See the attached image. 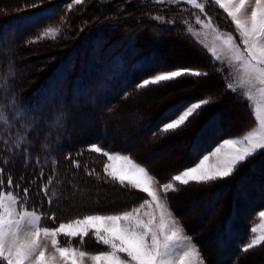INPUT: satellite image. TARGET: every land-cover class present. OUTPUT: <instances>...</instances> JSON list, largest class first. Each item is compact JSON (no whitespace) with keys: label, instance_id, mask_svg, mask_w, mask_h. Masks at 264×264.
<instances>
[{"label":"trees","instance_id":"16d2710c","mask_svg":"<svg viewBox=\"0 0 264 264\" xmlns=\"http://www.w3.org/2000/svg\"><path fill=\"white\" fill-rule=\"evenodd\" d=\"M69 2L72 3L71 10L66 7ZM36 5L40 6L37 7ZM47 10L51 12L48 16H45L46 14L41 15ZM177 12L179 11L177 10ZM177 15L179 14L174 13L173 8L168 9L167 4L164 5L162 11L157 12L150 2L142 4L141 0H111L109 3L105 0H83V4L80 6H77L74 0H0V40L2 41L0 43V141L6 140L9 149H11L20 143L21 137L24 135L26 126L17 123V117L14 115L13 100H18L20 104L31 109L37 119V127L31 136L32 146L27 159L19 152L3 151L2 145H0V160L9 161L5 166V175L3 177L5 180V191L8 190L6 186L7 175L11 174L14 182L19 184L21 189L24 187L29 188L27 204L29 208L35 206L47 215L58 210V208H54L56 203L53 204V201L51 207L48 204V199H50L48 188L47 198L40 192L41 187H48V184L44 183V181L49 176L50 171L53 170L56 163L55 159L51 158V160H48L44 156L43 159H39L36 155H52L68 147L67 144H57L49 137L50 130L53 131L57 128V123L60 119L58 118L59 116L57 117L56 111H61L63 108L59 107V102L53 106L51 101L55 96H61L62 92L65 91L63 89L61 92V85L65 84V87L69 89L73 83H86L81 75L84 71L83 65L76 64L73 68V73H69L70 75H67L66 78L63 77L62 84H58V78L63 73L62 67L65 65L64 63L71 61V59L74 60V56L80 59L84 50L83 47L85 50L89 47L91 50H87L89 51L88 53H93L94 47L97 46V66L99 70H101V67L104 69L115 65L128 73V79L125 84L121 81L117 83L113 77L109 78V84L115 90L112 99L109 98L110 104L107 107L106 116L110 115L113 117L111 120L115 121V116L124 114L128 109V105H130L128 103V105L122 106V104L127 103L130 99L134 100V102L140 101L139 97L137 99L133 98L147 91L148 94L146 96L148 97L146 101L151 97L148 100L149 102H146L149 106L144 108V105H142L143 111L138 115L141 117L139 125H148L145 132H147V136L152 142V147L154 149L162 147L165 141L177 140V138L182 137L180 140L185 141L186 150L185 154L183 153V158L180 159L182 161H177L178 164H181L179 168L162 175L159 172V167L157 168L158 172L153 169L154 162H150L149 158H143L144 156L141 155V152L146 148L140 147L137 152L135 146L122 147L120 145L122 143L121 139L113 136H107L104 139V136L109 132L104 131L109 130L110 126L107 129L98 128L102 135L99 137L100 139L93 141V138L85 139L84 135H79L74 145L80 144L79 147H82L89 145L91 142L104 140L110 143L109 146L112 151L120 150L124 154L131 155L133 159L147 167L159 182L164 183L171 180V177L180 171L194 165L198 157L213 151L223 139L232 133V131L220 130L216 127L212 128V125L209 126L213 120L222 118L224 122H227L226 119L229 118V121H232L238 127L237 132L233 136L242 135L256 125L257 121L251 107L248 105V101L242 95L226 87L228 82L224 74L220 75L218 64L214 63L211 54L187 33L186 26L178 21ZM157 17H160L163 22H157ZM59 19L62 20L60 25L64 27L62 30L64 34L58 40L29 45L30 49L45 51L44 54H48L46 56L49 62H47L46 69L39 71L38 74L37 70H31L26 74L25 66L22 67L26 61L20 57L21 51L27 48L24 40H34L43 31V28L55 24ZM171 21H175V23L173 24ZM16 26L17 29L20 28L23 32L13 43V46H11L12 44L6 45L5 38L6 34L9 33L6 31L10 30L13 32ZM173 40L176 41L173 46L177 45L178 51L188 50L189 56L192 57L188 59L192 62L191 64L183 65L182 59L184 60L185 58L180 54H174L172 47H169L171 44L167 45L169 41ZM185 44H187L186 47L184 46ZM181 45L185 48H182ZM5 48H10V53L8 50L5 52ZM117 58H120L121 62L118 63ZM180 67L198 69L207 72L208 75L202 78L186 77L175 82H162L160 85H150L143 89L137 88V85L145 78H150L162 71L175 70ZM101 73L102 71H98L99 75ZM129 74H131V78ZM78 78L81 79L78 80ZM31 80H34L33 84ZM89 83L92 84L91 81H88ZM211 85L212 87H210ZM201 86L206 88L204 97H200L201 95L196 93L201 90L199 89ZM154 96H165L167 99L162 100V106L160 107L159 104L156 105L157 99ZM202 98H210L214 102L203 107L198 115L191 117L186 126L179 130L169 133L160 131L162 125L175 118L182 108ZM231 100L233 102H230ZM73 101L74 96L68 94L66 103L72 104ZM227 108H229L231 116H228V112L224 110ZM69 110L70 107H68L67 112ZM243 111L247 114L246 118L242 117L241 112ZM55 120L56 125L54 128L46 127L48 123H52ZM27 127L30 129L31 125H27ZM201 134L203 137H201ZM47 138H50L49 142L45 141ZM201 138L204 141L200 146L199 141H201ZM144 144L146 145V143ZM43 145H47V147H43ZM69 155L71 159L67 158ZM78 156L72 146L71 149L64 150L56 160L63 161L65 167H67ZM31 157L39 159V166H37L36 161L29 160ZM173 157L175 156L173 155ZM175 165L177 164L175 163ZM98 166L99 164H96L93 159L91 168L87 169V176L82 175L80 180H78L79 183H84L89 188L87 189L88 198L81 201L64 202L60 206L59 204L62 202H58L59 210L67 211L68 213L65 214L74 215L73 210L77 208L75 214L78 213L79 215H75L76 218H82L91 213L118 214L119 212L130 210L138 205L142 198L145 199L146 194L132 189L130 186L125 185L122 188H117L115 186L117 181L114 182L106 178L103 172H101L102 175L96 172L93 175H89L92 171L98 170ZM41 167L44 169L43 178L40 177ZM262 170H264V151L240 167L233 176L227 179L202 184L193 182L189 186L180 187L178 193L184 189L189 191L191 188L208 192L204 198L192 200L193 203L200 200L198 206L208 201V195L216 192L217 198H214L212 203L216 199L221 201L215 207L216 216L213 217V220L211 218L205 222L204 227L206 226L205 228L209 229L204 231H211L213 230V228H210L211 226L213 227L218 222L220 223L219 229L222 232V237L217 246H221L224 243L223 240L225 241V246L222 247L229 248L227 243L231 244V254L229 253L230 256L226 259L222 257L217 247L212 253H209L205 249L206 243L203 244L204 241L197 238L200 236L196 233V225L193 221L191 223L184 215L179 214L173 197L178 193L168 196L169 204L173 206V211L180 218L193 242L201 248L207 264H251L249 257L255 255L256 251L264 249V245H260L247 253L241 250V246L253 238L254 232L251 231L252 228L260 222L258 212L264 209V188L253 191V197L243 211H239V204L235 199V188L237 186L245 187L253 180L264 181V171L260 174ZM99 176H103L102 179L104 177L106 179L105 188H103V193L101 194L102 201L98 207L93 205L97 207L96 209H90L89 205L93 204L91 199L94 187L89 185V182L96 181L97 184L103 185V181L97 178ZM109 190L114 191L116 195L120 193L121 197L118 203H111L112 194ZM222 194L223 198H221ZM61 200L64 201V199ZM55 202H57L56 198ZM229 211L230 213L228 214ZM240 213L241 216H239ZM237 219L239 220L237 221ZM65 220L63 219L62 222ZM56 221H50L51 225H56ZM236 221L239 223H236ZM199 225L201 226V224ZM235 227H238L239 233H234ZM59 239L62 246L79 247L83 251L92 252V254L100 252L98 249L100 244L91 235L84 238L82 245L79 243V238L73 239L70 245L66 238L60 237ZM101 247L106 250V246Z\"/></svg>","mask_w":264,"mask_h":264},{"label":"snow or ice","instance_id":"6c2138e0","mask_svg":"<svg viewBox=\"0 0 264 264\" xmlns=\"http://www.w3.org/2000/svg\"><path fill=\"white\" fill-rule=\"evenodd\" d=\"M74 2L77 6L83 4V0ZM158 2L164 3L165 0ZM179 2L198 10V14H194V24L205 29L213 24V18L208 15L204 3L197 0ZM214 2L231 19L240 41L238 43L237 37L232 33L225 35L216 29L218 34L215 37V46L211 48L214 63L220 68H237L243 73L238 82L242 88L248 89L244 93L248 100L253 99V89H257L264 99V0ZM66 7L71 10L72 3L69 2ZM156 19L157 22H163L159 17ZM171 23L174 24L175 21ZM45 35L55 37L57 30L49 28ZM207 75L205 71L180 67L145 78L137 88L143 89L149 85H160L162 82H175L186 77L202 78ZM226 87L236 91L233 83H228ZM212 102L214 101L210 98H202L182 108L175 118L162 125L160 131L169 133L179 130L186 126L191 117L198 115L203 107ZM12 103L17 123L26 126L24 135L20 143L11 149L6 140L0 141V145L3 151L19 152L27 159L37 119L31 109L20 104L18 100H13ZM63 115L66 117V113ZM256 118L260 125L258 131H249L239 138L224 139L213 151L198 157L193 166L172 176L170 182L162 183L165 196L178 193L181 186H189L193 182L202 184L227 179L264 151V115H260L259 108H256ZM27 125H31V128ZM90 150L103 152L110 162H122L119 167L110 163L104 171L111 180L118 181L121 186L127 185L146 194L141 206L118 214L85 215L69 222H61L56 227H48L44 225V221L55 222L56 214L47 215L35 206L29 208L28 187L21 189L11 174H8V190H4L3 177L9 161L0 160V264H84L85 258L91 259L93 264H205L200 259L198 246L191 242V237L184 235L179 221L172 218V213L160 202L157 191L151 186L154 176L147 167L127 155L110 154L96 145H92ZM210 156L216 157L215 163H209ZM67 158L71 159V156ZM36 164L39 166V159ZM73 164L79 167L78 162L73 161ZM40 177H44L42 167ZM52 182L50 176L48 184L51 185ZM40 192L48 197L47 186L41 187ZM48 204L51 207V199H48ZM259 216L264 218V211L259 212ZM251 231L255 232L256 229L252 228ZM90 235L98 244L106 246V250L90 255L79 247L62 246L59 239L66 238L70 245L73 239L79 238L82 245L84 238ZM49 242L53 249L51 253L48 251ZM260 245H264V233L250 239L241 246V250L247 253Z\"/></svg>","mask_w":264,"mask_h":264},{"label":"rangeland","instance_id":"374dc122","mask_svg":"<svg viewBox=\"0 0 264 264\" xmlns=\"http://www.w3.org/2000/svg\"><path fill=\"white\" fill-rule=\"evenodd\" d=\"M105 1L107 3H109L111 0H105ZM146 2H150V4L153 5L154 9L157 12L162 11L164 8V5H166V4L168 5V9L173 8L174 13L179 14V15H177L178 21L181 22L184 26H186L187 33L190 36H192L195 39V41L200 46H202L205 50H207L210 54H211V48L213 46H215V37L218 34L216 29H219L220 33L225 34V35L227 33H232L234 35V37H237V42L238 43L240 42L238 35L236 33V30H235L234 24L232 23L231 19L227 16V14L222 9L219 8L218 5L215 4L214 0H197V2L204 3L206 5V11H207L208 15L213 18V24L209 25L208 29H205L200 25L194 24V14H198V10L194 9L190 5H187L186 3H180L179 0H165L164 3H160V2H158V0H141L142 4L146 3ZM35 10H37V9H35ZM177 10L179 12H177ZM50 13L51 12L47 10L45 13H41V15L46 14L45 16H48ZM201 18L203 19V17H201ZM60 19H61V17H60ZM159 19H160V17H159ZM58 21H56L55 24H53V25H48L47 27L43 28V31L34 40H27V39L24 40L26 42L25 47H27V48L25 49L26 51L24 49L21 51L20 57L22 60L26 61L25 63H23L24 65H22V67L25 66V68H26V72H25L26 74H28L29 71H31V70H37V74H38L39 71L46 69V66L48 64L47 62H49L48 57L46 56L48 54H44L45 51L36 50V51H38V52H36L34 49H30L29 45H33L35 43H45V42L48 43V41L58 40L59 37H61L64 34L62 31L64 29V27H63V25H60L62 20H60L59 22ZM49 28L57 30V35L55 37L45 35V32ZM6 32H9V33L6 34L5 44L6 45L12 44L11 46H13V43H15V41L18 39V37L23 32V30H21L20 28L17 29V26H16V27H14L13 32L10 30H7ZM1 42L2 41L0 40V43ZM175 42L176 41H174V40L169 41L167 43V45L169 46L171 44L169 47L170 48L172 47L171 49H172V51H174V54H180L182 57L185 58L184 60L182 59L183 65L191 64L192 62L190 60H188L189 58H191L189 56L188 50H182V51L179 50L178 51L177 45L173 46V44H175ZM185 45L187 46V44H185ZM184 46L181 45L182 48L186 47V46L185 47ZM9 49L5 48L4 50L6 52L7 50L9 51ZM83 49L84 50L82 51V55H81L80 59H77V57L74 56V60L71 59V61H67L66 63H64L65 65L62 67L63 73L58 78V84L59 83L62 84L63 77L66 78L67 75H70L69 73H73V68L75 67L76 64L83 65L82 67L84 68V71L82 72L81 75L84 77L86 83L85 82H84V84L73 83L69 89L67 87H65V84L61 85V92L63 91V89H65V91L62 92L61 96H58V95L55 96V98L51 101V104L54 106V105H56V103L59 102L58 105H59V107H63L61 109V111H63V112H61L60 110L56 111L57 117L59 116L58 118H60V119L57 123V128L53 131L50 130V135H49V137H51L53 139V141L56 142L57 144H67L68 147L66 149H71L73 146V148L75 149V153L77 155H79L74 160V161L78 162L79 167H75L73 164V161L70 162L69 166L66 165L67 167H65V164L63 163V161L56 160L59 158L60 154L66 149H63L61 151H57L52 155H47V154L36 155L37 157H39V159H43V156H44L45 159L51 160V158H52V159H55V162H56L54 167H53V170L50 171L49 176L47 177V179L45 178V181H44V183L48 184V178L50 176L52 177L53 182L51 185L48 184L47 188L49 191V198L53 201V204L56 203L54 208H58V210L55 212L56 217H57L56 225H53V224L51 225V222L49 220L44 221V225L48 226V227L58 226V224L61 223L63 219H66L63 222H69V221L76 218L75 215H79L78 213L75 214L77 208L75 210H73L74 215H70V214H65V213H68L67 211L64 212L63 210H59V207L57 206V204H59L58 202H62L59 204V206H60L64 202H66V203L70 202V201L74 202L76 200L81 201L83 199L88 198V190L87 189H89V188L87 187L86 184L79 183L78 180H80L82 175L87 176V173H88L87 169L91 168L93 159L95 160L96 164H99V166H98V170H94L91 172L92 175L94 172H96L98 174H101V172H103L104 176L106 175L105 177L108 179H111V178L108 177L107 174L105 173V171H104L105 167L107 165H109L110 163L116 165L117 167H119L121 165V163H122L121 161H111L110 162L107 159V157L103 155V152L97 153L95 151L90 150L92 145H96L98 147H101L103 149V151H107L110 154H119L122 156L127 155L131 159H133L131 155L124 154L120 150L112 151V149H110V146H109L110 143H107L104 140L91 142V143H89V145L82 146V147H79L80 144L74 145V144H76L77 137L79 138V135L80 136L84 135L85 139H92L93 138V141L98 140V139H100L99 137L102 136L101 133L99 132L98 128L107 129V127L110 126L109 130L104 131V132L109 131L104 136L105 137L104 139H106L107 136H109V137L113 136L115 138L121 139L122 143L120 145L122 147H127L129 145H132V146H135L137 152L139 151L138 147H140V146L146 148L144 151L141 152V155L144 156L143 158H146V157H147V159L149 158L148 160L150 162L151 161H152V163L154 162L153 169H155V171L158 172L157 168L159 167L160 168L159 172H162L163 174L167 173L169 170H167V168L165 169V167H163L161 165V163L164 162L166 165L170 161L169 163H177L178 164V162H180V159L173 157V153L177 150H179V151L183 150V152H185V150H186L185 149V146H186L185 141L180 140L182 137L177 138V140L176 139L167 140V141H165L164 145H162V147H158L155 149L152 147L153 146L152 142H151V140H149V137L147 136V132H145L148 125H139L141 117L138 115L140 112L143 111L142 105H144V108L149 106V104L146 102L149 99H151V97L146 101V98L148 97V96H146L148 94L147 91L142 92L137 97L133 98V99H137L139 97L140 101L134 102V100L130 99V101H128L127 103L122 104V106H125L126 104L128 105V103H129L131 105V107L129 108L130 105H128V109H127V111H125L124 114H120V115L115 116V121L111 120V118H113V117H111L110 115L106 116L107 107L110 104L109 98L112 99L113 93L115 90L110 86L109 78L113 77L115 79V81H117V83L121 81L123 84H125V81H127V79H128V73L126 70L122 71L118 66H115V65L110 66V67H105L104 68L105 71L102 67H101V70H99L98 66H97V60H98V54H97L98 48H97V46L94 47L93 53H88L89 51H87V50H91L89 47H87L86 50L84 47H83ZM9 53H10V51H9ZM117 62L118 63L121 62L120 58H117ZM218 68H219L220 75L224 74L227 82L234 84V87L236 88L235 92L242 95L248 101V105L251 107V110L253 111L254 117L256 118V108L260 109V115H264V99L261 98V95L257 89L252 90V95H253L252 100H248L244 96V93L247 92L248 89L242 88L240 83L238 82L242 78L243 73L241 71H239L237 68H227V67L220 68L219 66H218ZM98 71H102L101 75L98 74ZM91 72H92V74H90ZM35 76H36V74H35ZM129 77L131 78V74H129ZM80 79L81 78H78V80H80ZM88 81H91L92 84H90V83L88 84ZM31 83L33 84L34 80H31ZM94 85H97V86H94ZM212 85L210 87H212ZM199 89H201V90L196 92L197 95H201L200 97H204L206 95V94H204V92H206L205 91L206 88H203V86H201V87H199ZM67 92H68V94L74 96V101L72 104L66 103L67 97H68ZM155 98L157 99L156 105L159 104L160 107L162 106L161 105L162 100L167 99V97H165V96H163V97L157 96ZM230 102H233V101L231 100ZM144 103H146V104H144ZM68 107H70V110H69L70 112L69 111L67 112ZM224 110H226V112H228V116H231V112H230L229 108L224 109ZM64 113H66V117L63 115ZM45 114H46V112H45ZM225 118H226V116H225ZM237 120H238V118H237ZM226 121L227 122H224V120H222V118H217V119L213 120L209 126L212 125V128L216 127L220 130L232 131V133L230 135H228L225 139L239 138L240 136L247 134V132H246L242 135L233 136L234 133L237 132L238 127H236V125H234L232 121H229V118H227ZM256 121H257L256 125L252 129H250L249 131H253V130L258 131L259 130L260 125H259L257 118H256ZM98 122H100V123H98ZM120 124H121V126H120ZM55 125H56V120L53 121L52 123L51 122L48 123L46 125V127L54 128ZM121 127H123V128L121 129ZM231 136H233V137H231ZM201 137H203L202 134H201ZM45 141L49 142L50 138H47V140H45ZM203 141L204 140L201 138V141H199L200 146L202 145ZM143 142H145L146 145H144ZM32 155H34V154H32ZM32 155H30V156H32ZM161 157H162V159H161ZM170 158L173 160L171 161ZM158 159H160V160H158ZM167 159H168V162H165V161H167ZM29 160L30 161H37V159H33V157H31V159L29 158ZM133 160L135 162L139 163L135 159H133ZM215 161H216V157L210 156L209 163H215ZM141 165L144 166L143 164H141ZM191 166H193V165H191ZM263 171L264 170H262V172L260 174H262ZM259 176H261V175H259ZM102 177L99 176L97 178H99L100 180L103 181V185H101L100 183L97 184L96 181L89 182V185H93V187H94L93 193H92V199H91L93 201V204L89 205L90 209L91 208L96 209L98 206H100L99 203L102 201V195L101 194L103 193L102 192L103 188H105V181H106L105 177H104L105 180L102 179ZM170 181L171 180H169L167 182H170ZM114 182H116V181H114ZM115 186L117 188H122V186L119 184L118 181L116 182ZM151 186L153 187V189L155 191H157V194L160 197V202L165 204L166 209L172 213V218L177 219L179 221L180 225L184 229V235L191 237L188 234V232L186 231V228L181 223L180 218L178 216H176L175 211H173V206L171 204H169V199H168V196H165V194H164V191L162 188V183L159 182L155 178V176H154V179L151 181ZM259 188H264V181L253 180L252 182H250V184H248L245 187L237 186L235 188L236 189L235 190V199L237 200V202L239 204V207H238L239 211H243V209L249 205V203H250L249 200H251V198L253 197V191L258 190ZM109 191L112 194L111 203L112 204H114L116 202L118 203L120 200V197H121L120 193L119 194L117 193V195H118L117 196L114 191H112V190H109ZM215 193L216 192H214V194L208 195L207 196L208 201L204 202L203 205H201V206H198V203L200 202V200L197 202L195 201V203H193L192 200H198L201 197L204 198V196L207 195L208 192H205L203 190L199 191L197 189L195 190L194 188H191L189 191H186L184 189V190H182V192L175 194L173 197H174V202H175V205H176V208H177L179 214L184 215L185 218H187L188 221H190L191 223L193 221V223L195 225L196 224L198 225V226L196 225L195 229H196V233L200 237H197V238L203 240L204 241L203 244L206 243L205 249L209 253H212L214 251V249L217 247L219 249L220 253L222 254V257L226 259L231 254L230 253L231 252V248H230L231 244L227 243V246H229V248L222 247V246H225V241L223 240L224 243H222L221 246L220 245L217 246V243L219 241H221V237H222V232L219 229L220 223L218 222L217 224L213 225V227L211 226L210 228H213V230L207 231V232L204 231V230L209 229V228L208 229L205 228L206 226L204 227L205 222H207V220H209L211 218L213 220V217L216 216L215 215L216 214L215 207H217L221 201V200L219 201L216 199L215 202L212 203L213 199L217 198V195ZM21 195H22V193H21ZM55 198H56L57 202H55ZM221 198H223V194L221 195ZM34 199H36V198H34ZM38 199H40V198H38ZM61 199H64V201ZM59 200H61V201H59ZM72 200H74V201H72ZM142 200L144 201V199L142 198L141 202L138 205H136L135 207H140L141 204L143 203ZM93 205H95L97 207H94ZM132 208H134V207H132ZM145 210H148V209H145ZM261 211H264V209ZM62 213H64V215H62ZM229 213H230V211L228 212V214ZM91 214H93V213H91ZM91 214H88V215H91ZM239 216H241V213ZM258 216H259V212H258ZM238 220L239 219H237V221ZM237 221H236V223H239ZM199 224H201V226ZM237 228L238 227H235L234 233H239ZM261 233H264V218H262V223L258 227V236ZM191 242L193 244H195L193 242L192 237H191ZM101 246H103V245L100 244L98 246V249L100 252L102 250H104V249H102ZM48 249L51 251L53 250L51 248L50 242H49V248ZM198 249L201 252L200 259H202L205 262V258L203 257V253H202L201 248L198 247ZM88 253L90 255H92V252H88ZM97 253H99V252H95L93 254H97ZM249 258H250L249 262L251 264H262V263H264V249H262V251H256L255 255L250 256ZM84 264H93V262L91 261V259L85 258ZM205 264H207V263L205 262Z\"/></svg>","mask_w":264,"mask_h":264},{"label":"bare ground","instance_id":"6f19581e","mask_svg":"<svg viewBox=\"0 0 264 264\" xmlns=\"http://www.w3.org/2000/svg\"><path fill=\"white\" fill-rule=\"evenodd\" d=\"M186 46V45H185ZM176 56V55H175ZM192 58V57H191ZM232 104V103H231ZM241 114H242V117L243 118H246L247 117V114H246V112H241ZM143 143H145V142H143ZM145 145V144H144ZM141 147V146H140ZM140 147H139V149H140ZM183 151V150H182ZM182 151H179V150H177V151H173L174 153H173V155L176 157V158H179V159H181V158H183V153L184 152H182ZM185 154V153H184ZM161 159H162V157H161ZM164 159V158H163ZM171 159V158H170ZM158 160H160V159H158ZM173 159H171V161H172ZM180 161H182V160H180ZM165 162H168V159H167V161H165ZM170 162V161H169ZM167 163L166 165H165V163L164 162H162L161 163V165L163 166V167H165V169L167 168V170H169V171H173V170H177L178 168H179V166L181 165V164H177V165H175V163ZM172 164V165H171ZM167 166V167H166ZM162 168V167H161ZM167 172V171H166ZM162 173V172H161ZM162 175H164L163 173H162ZM163 177V176H162ZM197 225V224H196ZM198 226V225H197Z\"/></svg>","mask_w":264,"mask_h":264},{"label":"crops","instance_id":"0c3cea01","mask_svg":"<svg viewBox=\"0 0 264 264\" xmlns=\"http://www.w3.org/2000/svg\"><path fill=\"white\" fill-rule=\"evenodd\" d=\"M261 223H262V218H260V222H259L257 225L254 226V228L256 229V231L254 232V236H253V238H254V237H258V227H259V225H260ZM48 251L51 253L53 250L51 251V250L48 249Z\"/></svg>","mask_w":264,"mask_h":264}]
</instances>
